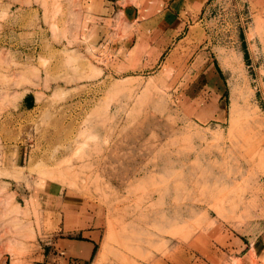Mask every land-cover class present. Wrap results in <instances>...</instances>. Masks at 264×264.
<instances>
[{
  "label": "rangeland",
  "instance_id": "obj_1",
  "mask_svg": "<svg viewBox=\"0 0 264 264\" xmlns=\"http://www.w3.org/2000/svg\"><path fill=\"white\" fill-rule=\"evenodd\" d=\"M97 2L0 0V264H264L263 1Z\"/></svg>",
  "mask_w": 264,
  "mask_h": 264
},
{
  "label": "crops",
  "instance_id": "obj_2",
  "mask_svg": "<svg viewBox=\"0 0 264 264\" xmlns=\"http://www.w3.org/2000/svg\"><path fill=\"white\" fill-rule=\"evenodd\" d=\"M172 1V3H171ZM263 1V7H264V0ZM101 2L102 6L105 7V10H115L116 4H119L118 0H98L97 3ZM159 6L158 10H161L160 18L157 21L155 25L150 26L151 20H142V21H135L132 22V27L137 28V39L139 40V49H147V46L151 45V42L156 45L160 50H164L168 45L176 41V39L183 33L184 30L187 29V23H189V20L186 21V18L183 21L182 15L180 14L181 11H179V15H175L171 13V10H174L176 4L177 8L180 7V9H183V6L186 4L189 5H197L198 2L204 3L209 2V0H157ZM184 2V3H182ZM170 9L167 11L165 10V7L170 5ZM205 10V8H203ZM193 18V17H192ZM140 20L141 17H138ZM259 39V36L255 38V40ZM147 40L150 41L147 43ZM137 42V43H138ZM166 46L165 48H163ZM151 47V46H150ZM247 60H251L253 66H255L254 57L249 51L248 48V54L246 56ZM256 69V66H255ZM31 105L30 100L23 101V106L28 108V106ZM98 232L92 231V232H84V234L92 235V239H96V235ZM64 247L67 245H70V255L76 256L78 259H80L81 263H85L87 260L90 259L93 250L95 249V242H88V241H63ZM64 250V249H63Z\"/></svg>",
  "mask_w": 264,
  "mask_h": 264
}]
</instances>
